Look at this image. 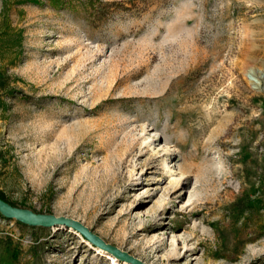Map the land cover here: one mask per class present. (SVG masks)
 <instances>
[{"label": "rangeland", "instance_id": "374dc122", "mask_svg": "<svg viewBox=\"0 0 264 264\" xmlns=\"http://www.w3.org/2000/svg\"><path fill=\"white\" fill-rule=\"evenodd\" d=\"M101 1L0 0V192L144 264H264V0ZM0 264L128 263L0 214Z\"/></svg>", "mask_w": 264, "mask_h": 264}, {"label": "water", "instance_id": "95a60500", "mask_svg": "<svg viewBox=\"0 0 264 264\" xmlns=\"http://www.w3.org/2000/svg\"><path fill=\"white\" fill-rule=\"evenodd\" d=\"M0 214L8 219H14L29 227H65L80 233L91 244L99 249L108 252L116 259L128 264H144L125 252L106 244L99 237L91 233L85 226L78 221L66 217H56L54 215L38 214L27 209H21L0 199Z\"/></svg>", "mask_w": 264, "mask_h": 264}, {"label": "trees", "instance_id": "16d2710c", "mask_svg": "<svg viewBox=\"0 0 264 264\" xmlns=\"http://www.w3.org/2000/svg\"><path fill=\"white\" fill-rule=\"evenodd\" d=\"M49 3L54 8H65L70 7L73 11H77L81 8L85 11L89 17L92 18L93 23H101L102 21L106 20L108 16L112 14V12L116 9H123V6L119 2H103L101 0H83L79 2L78 6H73L71 2L73 0H48ZM25 3H30L34 5H40L41 0H23ZM0 199L8 202L4 195L0 192Z\"/></svg>", "mask_w": 264, "mask_h": 264}]
</instances>
